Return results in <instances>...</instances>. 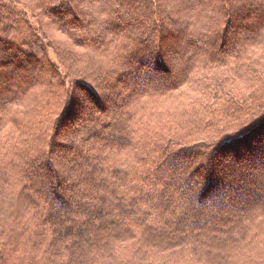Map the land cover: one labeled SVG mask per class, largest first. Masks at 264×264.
<instances>
[{"label": "trees", "instance_id": "obj_1", "mask_svg": "<svg viewBox=\"0 0 264 264\" xmlns=\"http://www.w3.org/2000/svg\"><path fill=\"white\" fill-rule=\"evenodd\" d=\"M23 1L0 0V264H264V0Z\"/></svg>", "mask_w": 264, "mask_h": 264}, {"label": "rangeland", "instance_id": "obj_2", "mask_svg": "<svg viewBox=\"0 0 264 264\" xmlns=\"http://www.w3.org/2000/svg\"><path fill=\"white\" fill-rule=\"evenodd\" d=\"M22 2H24V1L22 0ZM66 20H67L66 17H64L62 22H66ZM175 20H176V19H175ZM175 20H174V21H175ZM81 24H82L83 26H85V25H84V18L81 19ZM235 25H236V24H235ZM237 28H238V27H237ZM231 30H233V29H231ZM55 34H56V33H55ZM55 36H56V35H55ZM57 36H58L59 38H62L63 40H67V39L63 36V34H62V35H61V34H60V35L57 34ZM214 42H215V40H212V39L210 40V44H212V43H214ZM232 42H233L232 39L228 36L226 47L229 48ZM177 57H178V56H175V58H177ZM159 82L161 83V82H163V81H159ZM113 99L115 100L116 97L113 96V97H112V100H113ZM109 107H110V105H109ZM88 122H92V120H90V119L88 120V119H87V120L85 121V123H88ZM72 155H73V153H72L71 151L64 150V151L62 152V154H61L60 157L65 158V159H70V158L72 157ZM58 160H61V159L58 158ZM58 163H60V161H58ZM66 164H68V162H67ZM64 167H65V169H66V166H64ZM39 168H40V171H44V167H43L42 165H40ZM56 169H57L58 171L62 170V169H60L59 167H56ZM261 196H263V194H261ZM246 200L249 201V202H251L252 199H248V198H246ZM246 200H245V201H246ZM67 210H68V209H67ZM67 210L65 209L63 212H66Z\"/></svg>", "mask_w": 264, "mask_h": 264}, {"label": "snow or ice", "instance_id": "obj_3", "mask_svg": "<svg viewBox=\"0 0 264 264\" xmlns=\"http://www.w3.org/2000/svg\"><path fill=\"white\" fill-rule=\"evenodd\" d=\"M87 97H81V98H79L78 99V103L80 104V105H86L87 104Z\"/></svg>", "mask_w": 264, "mask_h": 264}]
</instances>
